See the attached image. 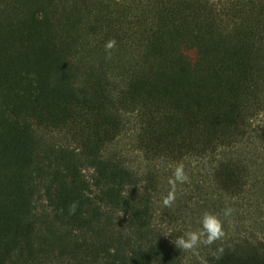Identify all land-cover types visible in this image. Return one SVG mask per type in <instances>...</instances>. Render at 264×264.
<instances>
[{
    "label": "trees",
    "instance_id": "trees-1",
    "mask_svg": "<svg viewBox=\"0 0 264 264\" xmlns=\"http://www.w3.org/2000/svg\"><path fill=\"white\" fill-rule=\"evenodd\" d=\"M202 260L264 264V0H0V264Z\"/></svg>",
    "mask_w": 264,
    "mask_h": 264
},
{
    "label": "clouds",
    "instance_id": "clouds-1",
    "mask_svg": "<svg viewBox=\"0 0 264 264\" xmlns=\"http://www.w3.org/2000/svg\"><path fill=\"white\" fill-rule=\"evenodd\" d=\"M116 40L109 39L105 43L106 59H111L112 50L116 47ZM169 190L162 197V206L171 208L177 200V186L190 183V177L186 173L183 162H178L172 169V175L167 181ZM75 203L70 206V212L75 211ZM233 209L228 207L223 210L224 217H230ZM201 227L198 229H188L173 240L175 246L183 252L191 253L199 258V248L203 246H211L225 236L224 220L217 213L205 211L200 220ZM224 251L223 246H218L211 252L216 259L222 256ZM201 264H207V261L202 260Z\"/></svg>",
    "mask_w": 264,
    "mask_h": 264
}]
</instances>
